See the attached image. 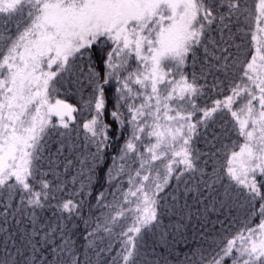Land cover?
<instances>
[{"label": "snow or ice", "instance_id": "obj_1", "mask_svg": "<svg viewBox=\"0 0 264 264\" xmlns=\"http://www.w3.org/2000/svg\"><path fill=\"white\" fill-rule=\"evenodd\" d=\"M0 20L15 21L0 27V264H141L173 181L214 208L247 201L248 222L195 264H264V0H0ZM207 91L222 98L201 107ZM106 113L128 135L104 176L115 203L93 221L48 177L79 165L73 195L92 186L113 139Z\"/></svg>", "mask_w": 264, "mask_h": 264}, {"label": "trees", "instance_id": "obj_2", "mask_svg": "<svg viewBox=\"0 0 264 264\" xmlns=\"http://www.w3.org/2000/svg\"><path fill=\"white\" fill-rule=\"evenodd\" d=\"M0 27H7L15 31V21L5 22L0 20ZM198 68L199 65H197V70ZM209 84H211V80H209ZM106 95L108 99V109L111 110L114 100L113 92L109 90ZM58 98L65 99L68 103L77 107H81L83 103L81 95L74 89L61 90V95ZM216 98H222V96H218L214 91H207L198 99L197 103L201 107L210 106L213 99ZM85 118L86 113L83 115L77 114L76 123L79 124ZM105 120L112 125L109 135L113 139L111 141V147L106 150L104 161L97 171V178L93 180L92 186L85 189L82 195H73L80 189L81 181L78 175L79 165L68 172H65L63 166H61L56 170L55 174H50L48 177V179L54 180L56 179V175H58L59 182L65 186V190L62 193L57 192L58 199H82L84 202L81 210L82 215L85 218L91 217L93 221H95L96 218L103 220L104 216L110 211V209L104 207V205L115 203V199L111 194L115 189L109 190L104 176L107 169L112 166V157L117 155L119 148L123 145L128 135L127 130L118 129L117 125L112 122L107 113L105 114ZM221 123L222 121L218 117L215 126L218 132L220 131ZM201 131L203 130L201 129ZM72 139H75L77 144L83 143L84 136L82 131L74 132ZM145 143H147V141H145ZM195 147L206 149L203 136L196 140ZM65 155L67 156L69 153ZM44 165L45 170H47V160L44 161ZM133 167H138V164H134ZM74 176L76 177L75 183H73ZM127 179V175L121 178L124 191H126L128 187ZM84 182L87 183L86 180ZM183 188L184 185L181 183L178 191L176 182L173 181L165 192L160 194L161 198L158 208L159 220L155 227L144 232L141 245V264H144V259L147 260L148 264H157V262L158 264H195V261L199 258V252L202 249H207L214 237L219 239L220 236L225 234V229H228L230 233H235L237 230H241L244 223L248 222L246 219L248 205L243 195L237 197V203L232 208L220 209L218 205L215 208L213 207L210 198L205 199L201 197L200 202H197L192 194L181 196ZM102 191L105 192L106 199L103 204H100L98 203V195ZM173 196L178 197V199L173 200ZM207 196L208 193L205 192V197ZM119 198V193H117L116 199ZM130 199L135 198L130 197ZM53 203H55V201H53ZM241 205L243 206L241 207ZM42 215L51 217L53 212L49 209L43 211ZM75 222L80 224V231L82 232L84 226L79 218H76ZM257 222V218L252 216V226H255ZM115 231L118 233L120 228L117 227ZM76 238L80 239L79 233H77ZM118 239L117 237L112 240L114 252L106 255H114L116 251L120 250ZM81 243H83L82 240Z\"/></svg>", "mask_w": 264, "mask_h": 264}]
</instances>
